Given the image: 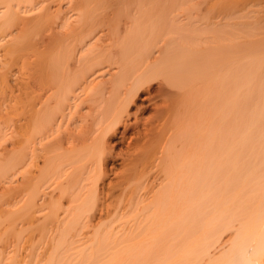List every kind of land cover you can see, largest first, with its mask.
<instances>
[{
  "label": "bare ground",
  "instance_id": "bare-ground-1",
  "mask_svg": "<svg viewBox=\"0 0 264 264\" xmlns=\"http://www.w3.org/2000/svg\"><path fill=\"white\" fill-rule=\"evenodd\" d=\"M117 1H80L64 33L35 25L6 40L0 84L23 55L26 67L7 85L9 162L23 197L14 194L12 220L51 232L55 250L90 230L85 264H264V54H237L216 37L204 45L191 29V41L163 39L150 60L156 37L178 28L167 19L178 3L129 15ZM118 13L133 18L114 21Z\"/></svg>",
  "mask_w": 264,
  "mask_h": 264
},
{
  "label": "rangeland",
  "instance_id": "rangeland-1",
  "mask_svg": "<svg viewBox=\"0 0 264 264\" xmlns=\"http://www.w3.org/2000/svg\"><path fill=\"white\" fill-rule=\"evenodd\" d=\"M80 1L86 2L89 8L106 6L109 2V0H0V18H2V20H7L5 27L0 31V70L2 71L1 67L4 65L3 60L5 58H9L11 55L10 53L5 52L6 40H11L16 37L20 32V28H22L23 31H28L29 28H32L35 25H41V27L47 25L48 27H51V32H49L50 29L46 30L49 34L53 32L64 33V31H66L65 29L68 27V29H70V27L72 28V26H74V22L77 20L76 6L80 3ZM153 1L154 3L156 2L155 4H158V6H160L159 4H163L165 2V0H118L111 6L114 9L117 6H121L125 10L127 9L126 11H129L128 14L131 15L133 11L135 13L136 9L134 8L136 5L142 4L141 7L138 6V8H143L142 10L144 11V7H146V14H148L150 11L148 7ZM175 2H177L178 5H176V9H174L175 11L173 10L174 12L172 11L171 15L169 14L170 16L169 18L167 17V19H174L178 28L171 30V33H162L156 37L158 41H155L156 45L153 47L155 49L150 56V60H154L153 57L157 58L155 56L160 53L158 52V49L161 48L159 46L162 45L164 40V43L167 39H174V42H177L176 40L179 42L180 37L186 38V36L191 35V29L192 32L201 34V37L204 39L202 41L204 45H207L210 41H212V38L216 37V39L220 41V44L228 45L232 42L235 46V52H237V54H264V0H189L186 4H179L181 0H175ZM6 4H8L7 9L5 8ZM228 4L233 5L231 6L232 8L234 7V9H231L233 12L217 13V11H221ZM152 6L154 7V5H151V7ZM228 7L230 8V6ZM140 10L141 9H139V11ZM154 10L155 9L151 12ZM6 11H8V15L3 18L4 12ZM128 14L124 15V13H118L115 15L114 21L118 18L123 20L124 18H127ZM140 14H138V16ZM150 14L148 15V18H146L147 16L145 17L147 22H151L154 18L150 17ZM109 16L112 19L111 14ZM132 18L133 17L128 20H131ZM121 22L123 23V21ZM64 23L68 26L61 29L60 25ZM207 23H209L208 26ZM145 26L148 27L147 24ZM210 30L213 31L208 32ZM46 31H42L41 34L38 33L37 36L34 37L35 41H40V35H42V39L46 40L47 38H43L47 37V34L45 33ZM145 31L144 29L140 31V35L143 36V38H145L144 35L145 33L147 34L148 30L146 32ZM149 35L151 34L148 33L147 37H149ZM56 37L59 38L60 36ZM95 39L96 38L86 40L87 42L84 43L86 45H80L77 43L76 55L78 56L81 53L85 54V49L90 47V43L92 44ZM186 39H184V42H189L193 38H188L190 40ZM151 41H153V39ZM206 42L208 43L206 44ZM65 43L75 45V37L70 36L67 40H65ZM203 43H201L200 47H203ZM154 52L156 53L154 54ZM18 53H24V51L21 50L18 51ZM158 57H160L159 54ZM103 67L105 66L100 67L101 70H104ZM25 69V57L23 55L20 59L19 65L12 66L7 70V85L9 86L10 83H15L13 80L16 78L19 79V76L21 80V75H23L22 73L26 72ZM24 75H26V73ZM25 77L26 76L23 77V80L26 79ZM103 78H106V76ZM97 79L100 80V78ZM97 79L95 81H99ZM156 81L157 80L152 82V89L156 86ZM7 85L0 84V264H46L47 259L53 255H55L54 264H85V262L82 263L77 259L83 255L84 250L88 245V243H83V241L87 238V236L90 237V230L87 229V231L84 230V228L78 232L76 238H78L80 242L62 246L55 250L56 246L53 244L54 239H52L53 234L51 232H47V234L43 235L39 232L31 233L26 229V226L23 224L21 218L16 221H14V219L12 220L13 216L11 215V212L15 210L17 206L16 200V206L13 204L14 199H17L15 197L16 195H14L17 192L13 188H15V184L18 182L19 175L17 177H15L16 175H12L9 162L11 154L10 143L12 141L11 124L15 112L8 102ZM140 96H142V94H140ZM140 98L141 97H138L132 100L133 102L130 103V106L128 107L130 112L134 111L137 105L140 104ZM21 172L22 170H20V173ZM16 190H18V188ZM18 195L19 194L17 193V196ZM17 201L20 202L19 199H17ZM39 202L41 201L39 200ZM236 224L234 223V225ZM229 231L231 233L232 230ZM228 234L229 233L226 232V234L221 236L220 241L211 251L212 256H216L220 252L221 247L224 246L222 242L227 238Z\"/></svg>",
  "mask_w": 264,
  "mask_h": 264
}]
</instances>
